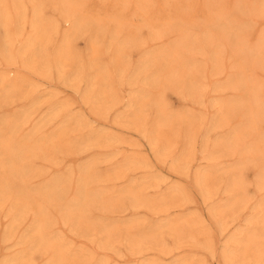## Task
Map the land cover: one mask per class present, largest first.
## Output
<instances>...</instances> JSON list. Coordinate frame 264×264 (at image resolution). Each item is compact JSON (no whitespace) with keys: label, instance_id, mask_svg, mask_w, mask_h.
Segmentation results:
<instances>
[{"label":"rangeland","instance_id":"1","mask_svg":"<svg viewBox=\"0 0 264 264\" xmlns=\"http://www.w3.org/2000/svg\"><path fill=\"white\" fill-rule=\"evenodd\" d=\"M0 264H264V0H0Z\"/></svg>","mask_w":264,"mask_h":264},{"label":"bare ground","instance_id":"2","mask_svg":"<svg viewBox=\"0 0 264 264\" xmlns=\"http://www.w3.org/2000/svg\"><path fill=\"white\" fill-rule=\"evenodd\" d=\"M7 18V17H6ZM65 18H66V23H68V26L70 27V29H69V31H73V30H75L76 28H77V20H76V18L74 17V15L73 14H69V13H67L66 15H65ZM6 29V28H5ZM13 35V34H12ZM66 35H68V33H66ZM37 38H39V37H37ZM34 39L35 38H33V41H34ZM33 43V42H32ZM34 44V43H33ZM11 45V44H10ZM30 45H32V44H30ZM38 45V44H37ZM34 46V45H33ZM8 47H10V46H8ZM30 47V46H29ZM35 47V46H34ZM9 52V51H8ZM9 54H10V52H9ZM174 54V53H173ZM11 56V55H10ZM10 72V71H9ZM6 78H4L3 79V81L5 80ZM249 79V78H248ZM8 81V80H7ZM244 81V80H243ZM5 82V81H4ZM7 84V83H6ZM13 84H16V82L14 83L13 82ZM8 85V84H7ZM12 87V86H11ZM6 88H8V87H6ZM15 89V88H14ZM10 91V90H9ZM4 98V97H3ZM28 116H26V118H27ZM23 122V121H22ZM10 123V122H9ZM14 126V125H13ZM13 145V144H12ZM29 147V146H28ZM12 151V150H11ZM4 153V152H3ZM14 153V152H13ZM5 155H7V153L5 154ZM19 166V165H18ZM16 176H18V175H16ZM8 180V179H7ZM2 185V184H1ZM8 185V184H7ZM6 188V187H5ZM21 189V188H20ZM26 196V195H25ZM45 196V195H44ZM54 196V195H53ZM46 197V196H45ZM62 198V197H61ZM38 225V224H37ZM40 225V224H39ZM41 226V225H40ZM42 228V227H41ZM14 229V228H13ZM40 232H41V229H40ZM32 233V232H31ZM44 234H46V233H44ZM39 236V235H38ZM42 237V236H41ZM46 243V242H45ZM39 244V243H38ZM262 245V244H261ZM40 246V245H39ZM41 246H42V244H41Z\"/></svg>","mask_w":264,"mask_h":264}]
</instances>
